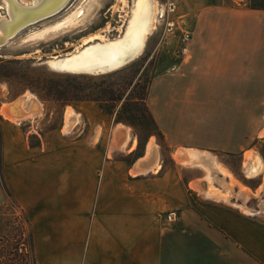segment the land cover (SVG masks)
I'll list each match as a JSON object with an SVG mask.
<instances>
[{"label":"crops","instance_id":"0c3cea01","mask_svg":"<svg viewBox=\"0 0 264 264\" xmlns=\"http://www.w3.org/2000/svg\"><path fill=\"white\" fill-rule=\"evenodd\" d=\"M169 2L194 24L185 53L151 79L146 101L169 155L153 141L150 170L133 172L151 140L118 157V129L108 143L95 126L70 148L32 144L0 107V180L26 211L40 264H264V216L233 202L264 182V5ZM71 107L79 122L66 135L93 116ZM257 155L262 170L250 175Z\"/></svg>","mask_w":264,"mask_h":264},{"label":"rangeland","instance_id":"374dc122","mask_svg":"<svg viewBox=\"0 0 264 264\" xmlns=\"http://www.w3.org/2000/svg\"><path fill=\"white\" fill-rule=\"evenodd\" d=\"M159 2L164 5L165 14L161 16L157 29L150 35L143 55L107 74L62 73L51 69L47 61L52 55L72 51L83 38L108 25L112 28L111 36L119 34V27L123 24L121 15L124 12L113 8L118 3L117 0H71L57 14L28 25L0 47V107L28 93L37 96L42 103L40 113L34 117L20 122L8 120L9 125L14 127L16 138L19 137L17 134H24L30 137L32 144L46 142L70 148L73 144L87 142L95 126L99 134L103 128L106 130L104 141L108 143L111 134L113 138L114 131L117 133V127L124 125L135 138L137 154H142L145 144L151 140L160 145L162 156L167 159L169 154L163 135L150 113L146 99L151 79L173 66L179 57L185 35L194 24V17H185L183 8L169 0ZM250 2L264 5V0ZM76 6L84 9L81 21L76 26L48 34L45 38L25 41L28 34L61 20ZM6 15L3 0H0V17ZM71 106H83L93 116L92 121L85 124L82 130L66 135L63 132L64 115L66 116L64 112ZM115 140L116 137L113 142ZM260 143V152L264 156V138ZM128 146L110 151V155H127ZM233 163L239 166L236 159ZM261 176H256L254 180V186H261V189L257 196L249 192L247 201L252 208L258 205L259 212L264 216V182L257 185ZM10 193L4 179L0 180V194L4 199L0 204V236L5 235L8 225L15 224L16 214H19L12 209V201L16 198ZM244 195L241 197L242 201ZM240 196V193L235 195L237 200ZM5 238V244L14 241L13 237ZM26 243L30 262L33 264L37 260L31 233H28Z\"/></svg>","mask_w":264,"mask_h":264},{"label":"bare ground","instance_id":"6f19581e","mask_svg":"<svg viewBox=\"0 0 264 264\" xmlns=\"http://www.w3.org/2000/svg\"><path fill=\"white\" fill-rule=\"evenodd\" d=\"M117 1L113 8L115 11L124 12V15H121L123 24L119 27V34L111 36L112 28L108 25L86 36L72 51L52 55L47 61L51 69L69 74L103 75L120 69L143 55L150 35L157 29L161 16L165 14V7L159 0ZM70 2L71 0H3L7 15L0 17V47L28 25L57 14ZM83 14V7L76 6L61 20L28 34L25 41L45 38L48 34L74 27L81 21ZM41 105L37 96L28 93L13 102L3 104L1 113L12 121L20 122L40 113ZM65 118L64 130L70 132L79 122L78 114L73 108H68ZM117 129L121 137L119 138L117 134L118 138L112 143V147L125 148L131 144V141H135L129 128L119 125ZM190 156L191 162L193 158L199 157L193 153ZM158 158L157 145L152 141L148 144L146 156L139 163L137 162L133 172L147 171ZM205 162L211 164L209 160ZM262 167V159L257 155L249 172L250 175L259 174ZM244 194L242 202L237 200L233 202L246 211L254 212L255 209L247 204L250 193L244 192ZM223 197L229 201L231 194Z\"/></svg>","mask_w":264,"mask_h":264},{"label":"trees","instance_id":"16d2710c","mask_svg":"<svg viewBox=\"0 0 264 264\" xmlns=\"http://www.w3.org/2000/svg\"><path fill=\"white\" fill-rule=\"evenodd\" d=\"M255 6H260V5H255ZM10 195L12 196V193H10ZM12 209L14 210V212L19 214L15 213L16 214V221L14 222L15 224L8 225V228L5 230V235L0 236V264H32L30 262L29 253L26 248V244H27L26 238L28 236V233H31L33 240L31 223L26 214V211L24 210V208L17 199L12 201ZM5 236L13 237L14 241L9 242L7 238L8 243L5 244L6 242L4 241V239H6ZM33 264H40V263L38 261H34Z\"/></svg>","mask_w":264,"mask_h":264},{"label":"built area","instance_id":"2783aa9c","mask_svg":"<svg viewBox=\"0 0 264 264\" xmlns=\"http://www.w3.org/2000/svg\"><path fill=\"white\" fill-rule=\"evenodd\" d=\"M189 39H190V34L187 33V34L185 35V38H184L183 42L187 43V41H188ZM186 48H187V44H184V46H183V48H182V53H185Z\"/></svg>","mask_w":264,"mask_h":264}]
</instances>
